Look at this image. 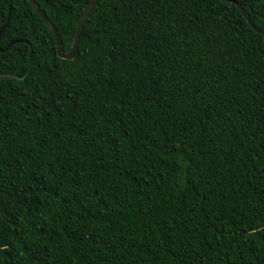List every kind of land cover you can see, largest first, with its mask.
<instances>
[{
	"label": "trees",
	"instance_id": "16d2710c",
	"mask_svg": "<svg viewBox=\"0 0 264 264\" xmlns=\"http://www.w3.org/2000/svg\"><path fill=\"white\" fill-rule=\"evenodd\" d=\"M34 1L68 53L92 0ZM9 15L0 264H264V34L236 5L97 0L74 60L28 0Z\"/></svg>",
	"mask_w": 264,
	"mask_h": 264
},
{
	"label": "water",
	"instance_id": "95a60500",
	"mask_svg": "<svg viewBox=\"0 0 264 264\" xmlns=\"http://www.w3.org/2000/svg\"><path fill=\"white\" fill-rule=\"evenodd\" d=\"M29 3L34 7V9L38 12V14L41 16V18L44 20V22L48 25L49 29L51 30V32L53 33L56 43H57V47H58V55L59 57L66 59V60H74L77 55H78V49H79V41H80V35H81V31L83 29V26L91 12V10L93 9V7L95 6L97 0H92L88 6V8L86 9V11L84 12L81 21L78 25L77 28V32L74 38V42L72 45L71 50L68 53H64L63 52V42H62V38L61 36L58 34V31L56 29V27L51 23V21L49 20V18L46 16V14L40 9V6L34 1V0H28ZM227 2H230L234 5H236L238 7V9L241 11V13L243 14V16L246 18L247 22L249 23V25L253 28L254 31H256L258 34L263 35L264 34V30H260L258 29L252 22L250 16L248 15V13L243 9V7L236 1H232V0H224ZM10 17L11 15H9L8 21L7 23L0 28V40L3 36V34L5 33L7 27H8V23L10 21ZM17 42H13L10 44V46H8L7 49L2 50L0 49V52H5L6 50L10 49L13 45H15ZM2 77V76H0Z\"/></svg>",
	"mask_w": 264,
	"mask_h": 264
}]
</instances>
